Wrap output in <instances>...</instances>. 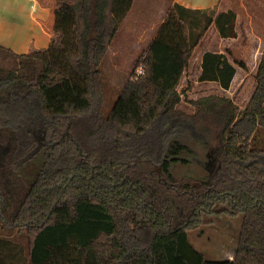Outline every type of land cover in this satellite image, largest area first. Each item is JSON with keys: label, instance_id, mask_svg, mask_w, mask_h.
<instances>
[{"label": "trees", "instance_id": "1", "mask_svg": "<svg viewBox=\"0 0 264 264\" xmlns=\"http://www.w3.org/2000/svg\"><path fill=\"white\" fill-rule=\"evenodd\" d=\"M133 2L61 0L47 47H0V219L15 232L0 243L22 247L29 264H264V49L242 109L210 94L187 100L186 112L177 109L184 89L128 79L116 100H136L141 116L151 104L153 115L126 129L114 107L104 111L101 63ZM235 19L174 3L152 44L188 61L211 23L236 37ZM230 55L203 52L197 80L228 90L236 66L246 68ZM208 119L217 125L211 170L174 176ZM219 214L241 215L231 259H208L188 238Z\"/></svg>", "mask_w": 264, "mask_h": 264}, {"label": "rangeland", "instance_id": "2", "mask_svg": "<svg viewBox=\"0 0 264 264\" xmlns=\"http://www.w3.org/2000/svg\"><path fill=\"white\" fill-rule=\"evenodd\" d=\"M140 19L141 17L136 13L134 15L132 14L122 23L102 60L101 71L102 84L105 91V112H108L114 107L121 124L126 129L138 127L142 119H148L153 115V107L151 104L148 105L145 115L141 116L139 115V104L136 100L132 98L128 102L116 100L125 82L128 79L135 80L134 74L137 67L143 66L142 62L137 66L135 65L136 59L141 54L149 57L148 63L145 64L147 68L144 65L145 73L141 77L150 75L148 81L154 82L161 91H164L172 85H175L178 91L184 89L185 98L181 97L182 100L177 105V109L189 112L191 108L187 104V100H195L210 94H225L240 109L245 107L255 87V74L259 55L258 46L251 47V50L254 51V54H250L252 59L248 57L247 61L242 60L246 68L242 69L236 66L238 72L229 89L222 90L216 83L200 82L197 80L199 73V51L204 48H215L214 45H207V42L212 39L210 33H208L206 40L202 42L192 58L190 57V61H187L186 57L182 54L176 53L179 61L173 55L174 52L172 53L152 44L155 29L144 27V23L139 21ZM230 53V59L232 57L239 59L238 55L233 54L231 51ZM185 61H187V65H183ZM128 117L131 118L128 119ZM201 130L202 135L205 136L204 139L201 135L196 140L191 137L189 139V143L194 151L189 163L187 165L173 164L171 166V173L174 176H190L199 179L203 178L211 170L214 161L212 156L216 148L213 137L217 130V125L214 121L208 119L203 124ZM205 140L209 142L204 143L203 141ZM256 141L258 143H264L263 130H260L256 134ZM240 219L241 215L230 216L219 214L205 216L202 219V224L198 228L188 231L189 241L208 259H231L239 232ZM5 232H8V230L3 226L2 219H0V233ZM21 234L17 235L20 236ZM17 237L16 239H18Z\"/></svg>", "mask_w": 264, "mask_h": 264}, {"label": "crops", "instance_id": "3", "mask_svg": "<svg viewBox=\"0 0 264 264\" xmlns=\"http://www.w3.org/2000/svg\"><path fill=\"white\" fill-rule=\"evenodd\" d=\"M60 1L0 0V47L16 54L29 53L47 47L53 35L54 13ZM174 3L190 9L215 7L216 13L232 10L236 14V37L222 38L217 33L214 24L209 25L192 54L193 56L196 53L210 33L212 39L207 42V45H214L215 48L206 49L204 45V49L199 51V73L203 52L230 50L238 55L240 60L247 61L250 54H254L251 50L253 46L259 47L258 67L264 49V0H134L124 21L137 13L144 27L154 28L156 31L167 10ZM243 47H245L244 50ZM14 233H0V237L12 238ZM0 264H29L26 250L18 245L0 243Z\"/></svg>", "mask_w": 264, "mask_h": 264}, {"label": "built area", "instance_id": "4", "mask_svg": "<svg viewBox=\"0 0 264 264\" xmlns=\"http://www.w3.org/2000/svg\"><path fill=\"white\" fill-rule=\"evenodd\" d=\"M144 73H145V67L138 66L134 74V79L135 80L139 79L142 75H144Z\"/></svg>", "mask_w": 264, "mask_h": 264}, {"label": "water", "instance_id": "5", "mask_svg": "<svg viewBox=\"0 0 264 264\" xmlns=\"http://www.w3.org/2000/svg\"><path fill=\"white\" fill-rule=\"evenodd\" d=\"M210 164V163H209Z\"/></svg>", "mask_w": 264, "mask_h": 264}]
</instances>
